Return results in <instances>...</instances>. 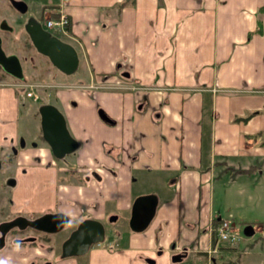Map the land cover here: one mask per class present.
<instances>
[{
  "label": "crops",
  "instance_id": "crops-1",
  "mask_svg": "<svg viewBox=\"0 0 264 264\" xmlns=\"http://www.w3.org/2000/svg\"><path fill=\"white\" fill-rule=\"evenodd\" d=\"M59 1L49 3L69 15L90 80L59 85L37 109L24 99L20 118L10 107L20 109L23 85L2 84L0 156L16 149L8 211L64 212L72 229L86 218L121 222L77 264H223L264 246V0ZM46 103L78 141L62 158L43 136ZM148 193L156 215L129 231L133 202ZM223 219L238 239L214 246ZM239 222L254 228L241 244ZM24 245L5 243L20 259L0 264H26Z\"/></svg>",
  "mask_w": 264,
  "mask_h": 264
},
{
  "label": "rangeland",
  "instance_id": "rangeland-1",
  "mask_svg": "<svg viewBox=\"0 0 264 264\" xmlns=\"http://www.w3.org/2000/svg\"><path fill=\"white\" fill-rule=\"evenodd\" d=\"M26 3L28 4L29 12L26 14L28 15H34L36 14L37 16L40 15L41 13L44 15V18L46 19L47 16H57L58 14L55 13L56 6L54 7L53 4L49 2H54V0H25ZM59 1V0H56ZM132 0H129L131 2ZM163 1V0H162ZM60 2V1H59ZM2 5L0 6V20L1 19H7L8 22L14 27H18V20L14 18V15L16 14V10L12 6L9 0H2L1 1ZM50 31L54 34L59 36L61 39L70 42L71 44L73 43L68 37V34L66 35L62 31H57L52 28H50ZM16 33L17 31L13 33H8L5 35L4 39V45L7 49L8 52H15V54L20 55L21 58L24 61V70L26 73V85L20 86L19 89L23 91L22 95H19V89H17V95L18 97V102H21V107L19 109L18 106H13L11 103H8V108L10 107V111L13 113H16L19 118L24 116L25 114V101L26 99V107H28L29 103L31 101H34L31 97L29 98L26 95L27 91H32L35 92L39 95V98L35 101V107L34 109H37V106L44 102L46 98L52 99L53 97H56L58 93L60 92L61 88L59 85L69 83V84H74V83H82L89 81V69L87 66L86 62H84L85 57L82 54V50L77 47V45L74 44L76 49L78 50L79 53V58H80V66L78 69L73 73V74H66L60 69H58L56 66L53 65V63L49 60L48 57L41 55L35 47L32 45H27L26 44V49L20 48L18 43H16ZM21 50H23L21 52ZM92 72V71H91ZM2 75L0 74V88H9L7 85H2L5 83H10L12 81L11 78H3L1 77ZM27 83H32L33 87L27 86ZM33 88V89H31ZM0 96H3L0 95ZM3 108H6V104H2ZM4 121H0V127H5L1 126L3 125ZM24 122V121H22ZM20 121V123H22ZM11 149L6 148L3 150V154L0 156V223L4 220L10 219L14 215L11 214L8 211V190L10 188V184L12 183V174L14 171V165L13 161H8V156L10 153ZM53 153V151H52ZM121 223V222H120ZM120 223H114L109 220H106L104 225H105V230L106 234L108 236L105 237L104 241L100 242L102 246L108 244V239L110 237V234L115 232L116 228L120 226ZM121 227V226H120ZM124 227H127L129 231H131L129 227V222L127 221L124 224ZM247 225L245 223H237L236 229L237 232L240 234V244L243 243L244 241L251 240L249 236L245 233V228ZM72 231V224L66 225L60 232L57 233H50L46 234L43 232L36 231L32 228H29V230L26 232L27 234H31L36 236V240L33 242H26V264H34L35 260H29L27 262V259L30 257V254L32 255L33 253H37L38 251L45 252V256L41 255L39 256L36 261V264H77V262H80L81 259L82 261L87 258L90 253H85L83 255L79 256H68V257H63L62 256V250L61 246L64 241L68 237V235ZM115 234V233H114ZM113 234V235H114ZM47 236V237H46ZM260 237V234L256 236V238ZM14 240H12V236L10 235L7 240H6V248L8 247H13L14 245ZM255 243V242H254ZM262 242H258L256 244L255 250L250 254H246L244 252L237 253L238 256L228 258L226 255L220 257L221 260H224L223 264H237L236 258L240 257V264H264V246H261ZM23 246H25L22 243ZM8 246V247H7ZM22 246V247H23ZM4 249L2 251L0 248V258L8 256L9 259H12V261H16L20 259V256L15 255V252L10 254V251ZM51 248V252L48 251V249ZM30 249V252H28ZM238 249V248H237ZM236 249V250H237ZM245 258V260H244ZM246 261V262H245ZM233 262V263H231Z\"/></svg>",
  "mask_w": 264,
  "mask_h": 264
},
{
  "label": "water",
  "instance_id": "water-1",
  "mask_svg": "<svg viewBox=\"0 0 264 264\" xmlns=\"http://www.w3.org/2000/svg\"><path fill=\"white\" fill-rule=\"evenodd\" d=\"M3 23H6L5 21ZM26 30L36 49L47 56L58 69L70 75L79 66L80 58L76 47L59 36L52 34L35 18H30L26 24ZM0 64L10 74L21 78L22 66L16 54L7 56L1 46L0 37ZM41 125L44 139L50 145L53 154L62 158L72 153L78 147V141L70 133L63 112L54 104L46 103L39 108ZM159 199L156 194L148 193L137 196L133 202L129 226L133 231H144L156 215ZM70 222V217L64 212H46L36 217L25 215L15 216L13 219L0 223V230L5 235L11 228H32L45 233L60 232ZM105 225L102 221L94 218H86L80 221L75 229L63 241L62 256H79L88 252L94 244H99L105 239ZM247 235L254 234L251 224L245 228ZM35 241V236L20 241ZM4 242H0L2 248ZM179 259V257H175ZM150 263H155L152 258H147Z\"/></svg>",
  "mask_w": 264,
  "mask_h": 264
},
{
  "label": "flooded vegetation",
  "instance_id": "flooded-vegetation-1",
  "mask_svg": "<svg viewBox=\"0 0 264 264\" xmlns=\"http://www.w3.org/2000/svg\"><path fill=\"white\" fill-rule=\"evenodd\" d=\"M2 0H0V6L2 5L1 3ZM10 3L12 4V6L14 7V9L16 10V14L14 15V18L16 20H18V27L14 28L9 22L7 19H1L0 20V37H1V46H2V49L4 50V52L6 53L7 56H10V55H13L15 54V52H8L5 45H4V39H5V35H7L8 33H13L15 32V30L17 31L16 33V43H18V45L20 46V48L23 47V49H26V44L28 45H32V41H31V38L26 30V24L27 22L29 21L30 18H35L37 19L39 22H41V24L44 26V23H45V18H44V15L41 13L40 11V15H28L26 16V14L29 12V8H28V4L26 3L25 0H9ZM6 22V23H3V22ZM34 46V44H33ZM35 47V46H34ZM36 49V47H35ZM37 50V49H36ZM23 50H21L22 52ZM37 52H39L37 50ZM40 53V52H39ZM41 55H43L42 53H40ZM17 55V54H16ZM19 60H20V63H21V66H22V77L21 78H18L10 73H8L2 66V64H0V74L2 75L1 77L3 78H11L12 79V83H19L21 85H26V73H25V70H24V61L23 59L21 58L20 55H17ZM45 56V55H43ZM47 57V56H46ZM50 60V59H49ZM11 151L8 156V161H13L14 162V156L13 154H15L16 152V149L14 148H10ZM10 157V158H9ZM14 172V171H13ZM13 175V174H12ZM15 216L11 217L10 219H7V220H4V221H8V220H11L13 219ZM3 222V221H2ZM77 227V226H76ZM75 227V228H76ZM73 228V229H75ZM72 229V230H73ZM29 230V228H24V229H20L19 227H14V228H11L5 235H3L2 231L0 230V242H4V245L6 243V240L7 238L11 235L12 236V240H16V239H25L26 237H29V236H34V235H31V234H27L26 232ZM39 232H42V231H39ZM45 233V232H43ZM47 234V233H46ZM69 236V235H68ZM36 237V236H35ZM47 237V236H46ZM65 240V239H64ZM26 242H32V241H20L19 244H26ZM34 242V241H33ZM3 245V246H4ZM182 254H180L178 257L179 259L182 258Z\"/></svg>",
  "mask_w": 264,
  "mask_h": 264
},
{
  "label": "built area",
  "instance_id": "built-area-1",
  "mask_svg": "<svg viewBox=\"0 0 264 264\" xmlns=\"http://www.w3.org/2000/svg\"><path fill=\"white\" fill-rule=\"evenodd\" d=\"M57 16H47L45 20V27L50 29H54L57 31H62L66 35L69 34V25H70V18L67 13L56 10L55 11ZM28 97H33L34 99H38L39 95L32 91H27ZM235 224L232 223L231 220L223 219L219 223V225L214 227V232L217 235V243L218 241H236L238 239V234L234 229ZM216 243V244H217Z\"/></svg>",
  "mask_w": 264,
  "mask_h": 264
},
{
  "label": "trees",
  "instance_id": "trees-1",
  "mask_svg": "<svg viewBox=\"0 0 264 264\" xmlns=\"http://www.w3.org/2000/svg\"><path fill=\"white\" fill-rule=\"evenodd\" d=\"M129 2V0H126V2L124 3V4H126V3H128ZM221 222V220H215V222H214V225L216 226V225H219V223ZM216 243H217V235H216V233L214 232V234H213V244H214V246L216 245Z\"/></svg>",
  "mask_w": 264,
  "mask_h": 264
}]
</instances>
